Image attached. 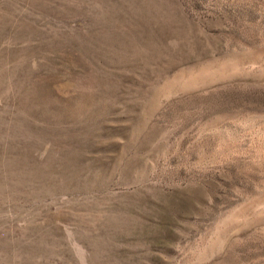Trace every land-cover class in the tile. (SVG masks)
Wrapping results in <instances>:
<instances>
[{
	"label": "rangeland",
	"instance_id": "1",
	"mask_svg": "<svg viewBox=\"0 0 264 264\" xmlns=\"http://www.w3.org/2000/svg\"><path fill=\"white\" fill-rule=\"evenodd\" d=\"M0 264H264V0H0Z\"/></svg>",
	"mask_w": 264,
	"mask_h": 264
}]
</instances>
